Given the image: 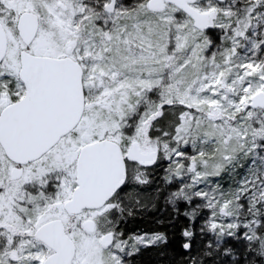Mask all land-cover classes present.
Returning a JSON list of instances; mask_svg holds the SVG:
<instances>
[{
  "label": "snow or ice",
  "instance_id": "snow-or-ice-1",
  "mask_svg": "<svg viewBox=\"0 0 264 264\" xmlns=\"http://www.w3.org/2000/svg\"><path fill=\"white\" fill-rule=\"evenodd\" d=\"M162 162L190 177L168 202L210 211L190 264H264V0H0V264H126L166 242L120 228L124 190Z\"/></svg>",
  "mask_w": 264,
  "mask_h": 264
},
{
  "label": "trees",
  "instance_id": "trees-1",
  "mask_svg": "<svg viewBox=\"0 0 264 264\" xmlns=\"http://www.w3.org/2000/svg\"><path fill=\"white\" fill-rule=\"evenodd\" d=\"M213 39L218 40L216 33H214ZM229 179L222 177L216 184L228 187ZM176 190V188H164L162 185H158V192L149 194L150 207L136 211L133 216L123 222L120 228L125 237L138 232L163 233L166 237V242L148 247L141 246L138 253L126 257V264H190V257L201 253L209 241H215L212 233L200 231L209 216L208 209H199L196 218L192 220L183 214L185 211H192L196 205L202 204L204 201L197 197L193 199L191 205L182 200L173 205L168 202V197L171 192ZM190 225L194 233L193 239L190 241L192 247L190 250H185L182 245L186 242V238L182 236V231ZM228 247L234 250L235 255L242 262L244 242L232 237H225L220 252ZM213 260L214 258H204L203 264H213ZM220 264H233L232 256L222 257Z\"/></svg>",
  "mask_w": 264,
  "mask_h": 264
},
{
  "label": "rangeland",
  "instance_id": "rangeland-1",
  "mask_svg": "<svg viewBox=\"0 0 264 264\" xmlns=\"http://www.w3.org/2000/svg\"><path fill=\"white\" fill-rule=\"evenodd\" d=\"M214 33L215 31H209V35L214 38ZM215 41V40H214ZM218 40L215 41V43H219ZM187 152L189 155L193 154L192 153V149L190 146H188L187 148ZM167 162H162L160 164H157L155 167H150L148 168L146 171L148 173V180L150 181V183H148L147 185H135V184H131L128 188H126L124 191L125 192H130L131 193V197L128 198L126 200V203L128 204V206L133 208V213H135L136 211L139 210H144L147 207H150V203H149V194L150 192H158V185L159 186H163L164 188H176L178 189V186H180L181 183L184 182H190V177H185V178H178V179H173L171 181V183H168L165 181L164 177L166 175L164 169L167 168ZM242 171V170H241ZM222 177H226V178H230L229 175L227 173L222 174L221 177H210L209 180L207 182L201 183L200 185L197 186L198 190L202 189L205 191H211V188L213 186L216 185V183L219 181V179H221ZM218 178V180H217ZM213 179V181H211ZM233 181L231 179H229V185L232 184ZM224 190H227L228 187H226L225 185L221 186ZM139 200L140 204H135V201ZM210 215V212H209ZM128 217H126L127 219ZM124 219L120 225V227L122 226L123 222L126 220ZM143 234H152V233H144V232H138L135 233L133 235H143ZM128 236L126 237L124 236V238L126 239ZM141 248V246H140ZM127 257V256H126ZM125 257V259H126Z\"/></svg>",
  "mask_w": 264,
  "mask_h": 264
}]
</instances>
